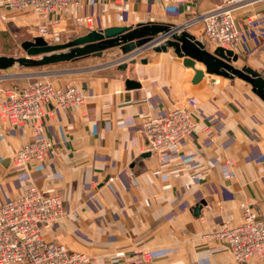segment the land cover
Returning <instances> with one entry per match:
<instances>
[{
  "label": "crops",
  "instance_id": "1",
  "mask_svg": "<svg viewBox=\"0 0 264 264\" xmlns=\"http://www.w3.org/2000/svg\"><path fill=\"white\" fill-rule=\"evenodd\" d=\"M218 2L200 0L189 8L168 0H107L103 12L97 2H86L82 12L92 15L91 29L146 21L181 24ZM74 16L72 8L55 15L59 19L51 28L65 35L79 30ZM235 18L242 29L231 48L238 54L235 64L264 74V1L239 9ZM38 22L27 9L0 4V35L36 32ZM192 26L190 32L203 35L201 23ZM137 55L124 69L119 65L126 55L104 54L19 69L15 81L4 77L10 69H0V100L7 89L40 74L56 86L77 83L87 95L78 106L47 104L44 130L55 154L25 166L11 156L35 138L31 126L0 118V204L29 185L60 194L64 215L45 238L92 256L95 264H135L129 260L138 250L151 253L141 264H264L256 257L234 260L212 236L224 222H240L243 201L264 219V101L239 78L198 74L204 71L201 63L186 66L171 48ZM126 78L139 86L127 88ZM190 97L196 100L197 127L180 152L159 156L145 150V116L186 106Z\"/></svg>",
  "mask_w": 264,
  "mask_h": 264
},
{
  "label": "built area",
  "instance_id": "2",
  "mask_svg": "<svg viewBox=\"0 0 264 264\" xmlns=\"http://www.w3.org/2000/svg\"><path fill=\"white\" fill-rule=\"evenodd\" d=\"M107 0H0L10 9H27L38 19V35L53 42H59V31L51 28L58 22L55 15H62L67 9L75 11V24L79 29H91L93 17L82 12L83 5L98 3L100 11L105 10ZM193 8L200 0H168ZM264 0H219L213 7L193 13L181 23L185 28L201 23L204 39L212 45L231 49L242 32L235 14L244 7ZM232 50V49H231ZM137 52L129 57H136ZM5 77V76H4ZM3 78V77H2ZM86 93L80 85L67 82L54 85L45 74L34 76L27 84L7 89L0 100V118L11 125L28 122L35 138L23 143L11 158L16 165L25 166L48 155L54 156L52 142L45 135L44 117L46 106L69 108L82 105ZM194 97L187 99V105L169 109L164 115L147 114L142 122L145 150L161 156L167 151L180 152L184 139L193 133L197 120L192 108ZM158 172V171H155ZM112 178L109 177V180ZM241 220L230 226L212 232L221 240L234 260L242 262L251 257L264 259V219L255 207L240 202ZM64 215L63 197L58 193L45 192L29 185L14 197L0 204V264H95L94 258L84 252L70 251L64 244L47 240L45 231ZM151 259L148 250L134 251L129 260L141 264ZM108 261L112 258L107 259Z\"/></svg>",
  "mask_w": 264,
  "mask_h": 264
},
{
  "label": "water",
  "instance_id": "3",
  "mask_svg": "<svg viewBox=\"0 0 264 264\" xmlns=\"http://www.w3.org/2000/svg\"><path fill=\"white\" fill-rule=\"evenodd\" d=\"M23 53L8 55L0 53V69L12 66L38 68L51 64L70 62L88 56L122 54L131 56L144 49L156 52L171 48L186 66L194 67L201 63L204 71L198 74H216L226 78H239L248 83L253 93L264 101V74L248 64L236 65L238 54L233 50L217 45L212 49L206 46L202 36H196L181 24L146 21L134 25H113L102 29H90L65 41L51 42L41 35L20 42ZM143 62L146 59H142ZM129 57L120 63L126 68L134 63ZM127 88L138 87V81L126 78ZM200 206L195 207L198 212Z\"/></svg>",
  "mask_w": 264,
  "mask_h": 264
},
{
  "label": "rangeland",
  "instance_id": "4",
  "mask_svg": "<svg viewBox=\"0 0 264 264\" xmlns=\"http://www.w3.org/2000/svg\"><path fill=\"white\" fill-rule=\"evenodd\" d=\"M190 28L194 29V26H189L186 29L189 30ZM81 30L83 31L85 29H79L77 31H81ZM77 31H75V32H77ZM32 33H36V35H38L37 31L36 32H27L25 30H23V31H11V33H7V35L1 34L0 35V53L8 54V55H20V54H22L23 50L20 47V42L26 38H29V39L32 38V37H30ZM70 34L65 35V33L61 34V32H60L59 33L60 41H61V39H70L71 38ZM198 36L203 37V35H198ZM46 39H52V38L48 37ZM51 42H53V41H51ZM137 53H139V51ZM137 57H139V55H137L136 58ZM8 69H10V70H5V71H10V73L6 74L5 78H7L8 81H15V80H17V78H19L21 76V74H19V72H17V71H19V69H33V68H22V67H18V66H12Z\"/></svg>",
  "mask_w": 264,
  "mask_h": 264
},
{
  "label": "trees",
  "instance_id": "5",
  "mask_svg": "<svg viewBox=\"0 0 264 264\" xmlns=\"http://www.w3.org/2000/svg\"><path fill=\"white\" fill-rule=\"evenodd\" d=\"M81 31H78V32H75V31H73V32H71V37H75L78 33H80ZM62 41H65V39H61Z\"/></svg>",
  "mask_w": 264,
  "mask_h": 264
}]
</instances>
